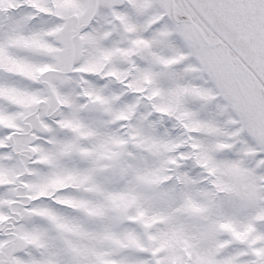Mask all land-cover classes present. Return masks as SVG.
<instances>
[{
  "label": "snow or ice",
  "instance_id": "snow-or-ice-1",
  "mask_svg": "<svg viewBox=\"0 0 264 264\" xmlns=\"http://www.w3.org/2000/svg\"><path fill=\"white\" fill-rule=\"evenodd\" d=\"M0 264H264V0H0Z\"/></svg>",
  "mask_w": 264,
  "mask_h": 264
}]
</instances>
